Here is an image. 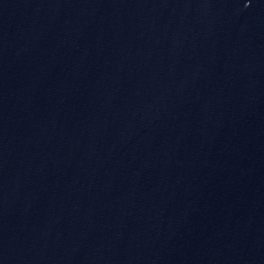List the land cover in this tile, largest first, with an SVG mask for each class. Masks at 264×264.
Instances as JSON below:
<instances>
[{"label": "water", "instance_id": "95a60500", "mask_svg": "<svg viewBox=\"0 0 264 264\" xmlns=\"http://www.w3.org/2000/svg\"><path fill=\"white\" fill-rule=\"evenodd\" d=\"M0 264H264V0H0Z\"/></svg>", "mask_w": 264, "mask_h": 264}]
</instances>
